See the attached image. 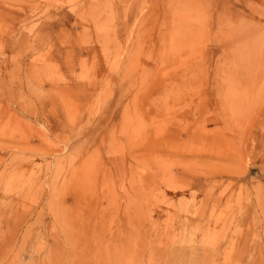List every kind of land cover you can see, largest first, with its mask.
I'll list each match as a JSON object with an SVG mask.
<instances>
[{
	"label": "rangeland",
	"instance_id": "rangeland-1",
	"mask_svg": "<svg viewBox=\"0 0 264 264\" xmlns=\"http://www.w3.org/2000/svg\"><path fill=\"white\" fill-rule=\"evenodd\" d=\"M0 264H264V0H0Z\"/></svg>",
	"mask_w": 264,
	"mask_h": 264
}]
</instances>
